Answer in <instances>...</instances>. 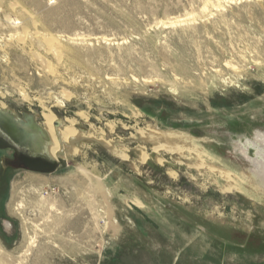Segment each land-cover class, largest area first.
Wrapping results in <instances>:
<instances>
[{"label":"rangeland","instance_id":"1","mask_svg":"<svg viewBox=\"0 0 264 264\" xmlns=\"http://www.w3.org/2000/svg\"><path fill=\"white\" fill-rule=\"evenodd\" d=\"M19 1L34 18L22 31L58 36L80 65L57 80L27 51L3 54L18 20L2 3L0 109L40 126L52 112L89 137L54 172L0 149V264H264V202L140 139L206 137L255 178L238 141L264 135V0Z\"/></svg>","mask_w":264,"mask_h":264},{"label":"bare ground","instance_id":"2","mask_svg":"<svg viewBox=\"0 0 264 264\" xmlns=\"http://www.w3.org/2000/svg\"><path fill=\"white\" fill-rule=\"evenodd\" d=\"M2 3H7V7L12 10L18 20L10 22L11 24H15L14 26L16 27L14 28L17 31L11 33L5 46L1 47L3 54L6 55L9 48L12 47H18L27 51L32 55L34 60H37L57 80H63V70L71 72L80 65L79 61L72 57V51L60 45L61 40L58 36L43 31L34 30V32L29 33L22 31L21 21H24L26 24H31L34 22V18L26 13L19 0H0V5ZM0 26H2L1 23ZM65 57L67 62L64 60ZM6 114L10 116L12 121H15L14 123L17 127L15 131L18 140L17 144L31 147L37 156H44L50 160H55L59 165L63 163L67 164L66 162L69 161L71 154L80 152L82 144L79 142L81 138L85 139L89 137L83 134V131L76 128L73 124L59 127L61 126V120L52 112L44 113V123H41V126L36 124L30 115H26L31 122L30 126L24 121L17 120L19 118L16 119L15 112L0 109V128L8 135L10 134L6 131L5 127H7L8 120H11L7 118ZM140 134L142 141L152 145L153 152L165 151L186 159L191 157L196 158V162L189 163V165L195 168L202 167L205 173L210 172L211 176L214 174L221 191L233 189L245 195H253L264 202V135L259 136L251 145H245L248 140L246 142L242 140L238 141V144L242 148L244 147L243 150H246V152L244 151L246 157L253 161L257 167V170H255L256 173L254 172L253 174L255 178L246 181L242 180L236 172L225 166L220 159L213 156L205 144H203L206 137H196L180 130H162L159 127H152L146 131H140ZM101 139L105 140V137L101 136ZM105 143L115 153L124 156L123 151L119 150L111 141L105 140ZM251 146L256 150L254 157L250 156L247 152L251 149ZM145 149L146 145H142L141 150ZM146 154L145 151H142V158ZM179 161L181 163L185 162L183 159ZM173 174L176 175L175 172ZM17 187L18 183L15 185V188ZM95 190L97 194L104 196L103 190L99 185L95 186ZM223 214L220 213V219H223Z\"/></svg>","mask_w":264,"mask_h":264},{"label":"water","instance_id":"3","mask_svg":"<svg viewBox=\"0 0 264 264\" xmlns=\"http://www.w3.org/2000/svg\"><path fill=\"white\" fill-rule=\"evenodd\" d=\"M26 113L23 114L24 119L31 126V122H30L29 118L26 116L27 115ZM6 116H7V118L10 119V116L8 114H6ZM31 118H32V120H34L33 114H31ZM11 121L8 120L7 127H5V129L10 134L9 136L12 138V141L14 143L15 142L17 143L18 140L16 138V133H15L17 127H16V124L14 123L15 121L14 120L12 122ZM10 123H12V124H10ZM0 147H2V148L3 147L4 148H8V147L14 148L17 151L18 156L21 159V162L23 163V165L25 167L31 169V170L41 171V172H54V171L58 170L60 167L59 163L55 160H50L44 156L40 157V156H33V155H28V154L23 153L22 151H20L18 149L17 146H15V144L9 142V140H7L6 138L5 139L2 138L1 135H0Z\"/></svg>","mask_w":264,"mask_h":264},{"label":"flooded vegetation","instance_id":"4","mask_svg":"<svg viewBox=\"0 0 264 264\" xmlns=\"http://www.w3.org/2000/svg\"><path fill=\"white\" fill-rule=\"evenodd\" d=\"M15 116H16V114H15ZM18 117L16 116V119H17ZM21 118H24V116H22ZM17 120H20V121H24V122H26L27 123V121L26 120H22V119H17ZM28 124V123H27ZM37 124V123H36ZM30 125V124H29ZM0 135L2 136V138H6L7 140H9V142H11V143H13V144H15V146H17L18 147V149L20 150V151H22L23 153H25V154H28V155H33V156H37V154H35L33 151H32V149H31V147H28V146H21V145H19V144H17V143H14L13 141H12V138L7 134V133H5L1 128H0ZM0 149H10V150H12L13 152H14V155H15V164H17V165H23V163L21 162V159L19 158V156H18V153H17V151L14 149V148H11V147H8V148H2V147H0Z\"/></svg>","mask_w":264,"mask_h":264}]
</instances>
